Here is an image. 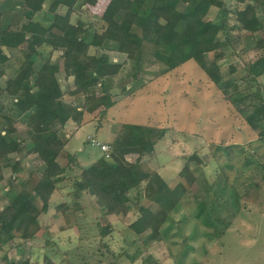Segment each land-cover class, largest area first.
<instances>
[{
	"label": "trees",
	"instance_id": "16d2710c",
	"mask_svg": "<svg viewBox=\"0 0 264 264\" xmlns=\"http://www.w3.org/2000/svg\"><path fill=\"white\" fill-rule=\"evenodd\" d=\"M20 1L24 11L20 26L6 25L0 11V205L11 194L8 203L0 206V251L24 249L37 228H44L42 217L49 214L51 207L55 211L50 224L56 220L66 225L59 227L60 232L78 228L67 218L65 202L52 205L64 183L74 187L71 193L75 197L82 193L92 197L104 217L119 215L121 210L127 212L133 204L137 215L129 229L147 248L165 242L164 227L180 208L193 202L192 196L202 182L191 162L202 169L209 161L195 153L180 171L181 180L170 188L157 170L141 161L155 153L156 143L164 138L166 130L125 123L108 144L109 150L96 162L81 168L75 154L67 152L68 164L63 167L59 158L71 137L66 127L71 122L80 129L95 121L100 126L117 104L106 80L117 76L127 62L141 63L148 56L162 66L159 76L193 61L210 84L225 92L234 91L227 99L264 138V93L260 82L264 77V0H235L233 10L227 0H108L97 22L81 17L73 21V15L83 13L84 5H96L98 0H86L80 6L81 0ZM181 3L185 5L183 10L179 9ZM213 9L217 14L209 18ZM257 34L262 36L258 38ZM44 46L51 51L47 58L41 57ZM240 46L242 53L256 54L239 78L248 82L244 90L231 73L227 78L222 75L217 61L229 47L237 53ZM15 51L22 62L16 74L8 76L6 67ZM56 52L59 55L53 59ZM112 54L122 56L123 61L115 62ZM36 56L43 61L38 69L34 65ZM60 75L67 83L72 80L71 88L64 89ZM67 95L73 100L67 101ZM20 127L25 134L22 138L16 136ZM216 150L218 154L222 148ZM29 156L35 158L36 165L27 168L23 161ZM229 157L232 159V153ZM73 165L81 169L71 176ZM24 168L28 169V177L21 189L4 192L6 171L10 169L16 177ZM146 201L158 208L153 210ZM99 229V255L103 257V251L110 250L103 239L113 232V226L100 225ZM127 257L132 264L137 258ZM20 264L31 261L24 258ZM142 264L158 262L147 255Z\"/></svg>",
	"mask_w": 264,
	"mask_h": 264
},
{
	"label": "rangeland",
	"instance_id": "374dc122",
	"mask_svg": "<svg viewBox=\"0 0 264 264\" xmlns=\"http://www.w3.org/2000/svg\"><path fill=\"white\" fill-rule=\"evenodd\" d=\"M85 1L81 0L79 6ZM107 2L98 0L96 5H84V12L75 13L73 21L81 17L87 22H97ZM21 5L20 0H0L6 25L18 27L24 22ZM227 5L233 10L235 0H227ZM184 8L181 3L179 9ZM216 14L217 10L213 9L209 18ZM233 17L232 14V25L235 24ZM242 47L237 48V53L229 47L224 55L217 57V61L222 67V75L227 78L231 73L244 90L248 82L239 78L244 76L246 63L254 60L256 54L254 51L244 54ZM50 52L47 46L40 49L43 58H47ZM58 55L56 52L53 59ZM12 56L6 67L8 76L16 74L22 62L16 51ZM112 58L115 62L123 61V57L117 54H112ZM42 63V59L36 56L35 67L38 69ZM162 71L155 59L144 56L141 63L129 61L117 76L107 79V88L117 98L116 106L110 109L100 126L95 121L76 129L69 122L65 132L71 137L59 163L66 167L67 152H70L75 154L81 168L88 167L105 153L94 143L111 144L125 123L166 130L164 138L156 143L155 153L141 161L157 170L170 188L181 180L179 173L189 158L199 152L202 160L209 162L203 164L202 169L195 162H191V166L200 173L202 182L192 196L193 202L180 208L164 227L165 242L147 248L129 229L137 215L133 204L129 205L127 212L121 210L119 215L104 217L92 197L86 193L75 197L71 193L74 187L64 183L52 205L65 202L67 218L78 228L60 232L59 227L66 225L56 220L50 224L55 211L51 207L49 214L42 217L44 228H37L24 249L16 247L7 253L0 251V264H20L24 258H29L31 264H132L127 255L137 256L133 264H142L147 255L158 264H264V138H260V130H254L227 99L234 91L225 92L210 84L206 74L193 61L159 76ZM60 79L65 90L72 87V80L67 83L63 75ZM260 82L264 93V77ZM97 93L100 94L99 87ZM66 100L73 99L67 95ZM16 136H25L22 127ZM227 147L231 148L230 151ZM217 148H222L218 154ZM129 160L135 161L136 157ZM23 164L26 167L36 165V160L29 156ZM27 168L16 177L10 169L6 171L2 184L4 192L10 188L21 189L28 177ZM72 168L71 176L81 169L74 165ZM8 199L0 206L6 205ZM145 204L153 210L158 208L154 203L146 201ZM107 224L113 226V232L103 241L109 244L110 250H104L101 257L99 227ZM223 230H226L225 234L218 237L217 233Z\"/></svg>",
	"mask_w": 264,
	"mask_h": 264
},
{
	"label": "built area",
	"instance_id": "2783aa9c",
	"mask_svg": "<svg viewBox=\"0 0 264 264\" xmlns=\"http://www.w3.org/2000/svg\"><path fill=\"white\" fill-rule=\"evenodd\" d=\"M94 143V142H93ZM94 144H96L98 147H100V149L103 151V152H107L108 150H109V146L108 145H106V144H101V143H94ZM93 144V145H94Z\"/></svg>",
	"mask_w": 264,
	"mask_h": 264
}]
</instances>
